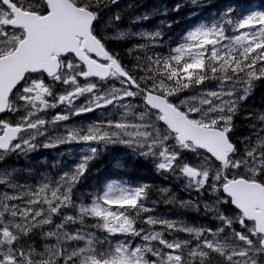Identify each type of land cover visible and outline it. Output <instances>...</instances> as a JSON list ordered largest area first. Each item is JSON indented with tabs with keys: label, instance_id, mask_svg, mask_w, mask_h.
Wrapping results in <instances>:
<instances>
[{
	"label": "snow or ice",
	"instance_id": "1",
	"mask_svg": "<svg viewBox=\"0 0 264 264\" xmlns=\"http://www.w3.org/2000/svg\"><path fill=\"white\" fill-rule=\"evenodd\" d=\"M126 11L121 0H0V161L81 145L57 154L55 176L0 169V264H264V112L244 117L248 135L237 123L264 84V10L226 5L177 40L160 27L120 31L138 43L118 50L101 26L117 28ZM88 113L91 123L67 124ZM120 146L183 180L189 198L164 187L153 200L144 181L81 193L92 163ZM161 203L210 220L169 218Z\"/></svg>",
	"mask_w": 264,
	"mask_h": 264
},
{
	"label": "trees",
	"instance_id": "2",
	"mask_svg": "<svg viewBox=\"0 0 264 264\" xmlns=\"http://www.w3.org/2000/svg\"><path fill=\"white\" fill-rule=\"evenodd\" d=\"M160 2L164 5H166L169 10L171 11V9H173L177 4H183L181 2V0H155L153 2V5H159ZM125 5V2H121V6ZM183 11H187V7L183 4V8H182ZM172 13H175L176 11H171ZM189 24H180V27L181 28H175L173 29L172 33H171V37L173 38V40H177L179 39L181 33H182V30H185L186 27H189L192 25L191 22H188ZM110 24L107 22V20H105L104 22V26H109ZM186 25V26H185ZM181 29V30H180ZM165 34L168 33V31H163ZM115 46L117 47L118 50H121V49H127L129 48L128 46V43L126 44V47H124L123 45H121L120 42H116ZM259 93V94H258ZM255 94V95H254ZM259 95V96H258ZM258 97V98H256ZM257 99V100H256ZM260 99V100H258ZM264 84H260V83H257L253 93H252V96H251V100H252V103H249V102H246L248 105H250V107L252 108H256V109H260V110H264L262 108H260L258 105H260V103L264 104ZM263 100V101H262ZM257 101L259 103H257ZM254 104V105H253ZM258 104V105H257ZM237 123L238 125L240 126L239 127V134L240 135H247L248 134V130H249V122L247 119H244V117L242 118H239L237 120ZM74 147H80L81 145H78V144H75L73 145ZM104 163V167H103V170H105L107 173H110L111 172V167H112V164H111V159L109 158L108 154L104 153L99 159L95 160L93 162V167L95 164L97 163ZM137 169H140V168H137ZM118 177L120 179H122L123 183L126 184V183H129V182H136V174L134 173H120L118 175ZM97 176L95 175L94 172H91V174L88 176L87 180L85 182L82 183V185L80 186V191L81 193H87L89 192L91 189L94 188V186H97L98 185V182L99 180H97ZM154 180L162 185V186H165V180L166 178L163 177V176H160V177H154ZM181 199H185L183 197H180ZM86 221H91L90 219L89 220H86Z\"/></svg>",
	"mask_w": 264,
	"mask_h": 264
},
{
	"label": "rangeland",
	"instance_id": "3",
	"mask_svg": "<svg viewBox=\"0 0 264 264\" xmlns=\"http://www.w3.org/2000/svg\"><path fill=\"white\" fill-rule=\"evenodd\" d=\"M264 100V99H263ZM262 100V101H263ZM51 134V133H50ZM124 154V151L123 150H120V156H119V158H117V160H120L121 159V157H122V155ZM13 163V165L14 164H17V163H19L18 162V160H16V159H13V160H10L8 163H7V165H10V164H12ZM56 171H57V169H55V172L54 173H56ZM54 173L53 174H50V175H53L54 176ZM170 180H171V178H167L166 180H165V186H168V187H171L170 186ZM30 183H34V181L32 180ZM108 183H113L112 181H110V182H108ZM172 189H174V190H179V189H181V185H179V186H176V188H174V187H171ZM169 194H162L161 196H160V200L161 199H164V198H167V196H168ZM184 198V197H183ZM186 198H189L188 196H186ZM178 209V208H177ZM186 212L187 211H184V210H182V209H178V214H179V216L180 217H182V218H184V219H186L187 220V222L188 223H190V224H194V223H192V221H194L196 224H198V223H200V222H198L196 219H195V217H189V216H187L186 215ZM97 235V234H96ZM181 235V237L182 238H184V234H180ZM100 239H103V235H97ZM37 243H42V241H37Z\"/></svg>",
	"mask_w": 264,
	"mask_h": 264
},
{
	"label": "bare ground",
	"instance_id": "4",
	"mask_svg": "<svg viewBox=\"0 0 264 264\" xmlns=\"http://www.w3.org/2000/svg\"><path fill=\"white\" fill-rule=\"evenodd\" d=\"M130 1L131 0H121V2H125V5H123L122 7H124V8H126L127 10H128V8H129V6H130ZM189 24V23H188ZM126 27L128 28L129 27V25L128 24H126ZM121 45H123L124 47H126V44H121ZM128 46H129V48H131V45L130 44H128ZM259 94V93H258ZM255 95V94H254ZM259 96V95H258ZM256 98H258V97H256ZM257 100V99H256ZM258 100H260V99H258ZM263 104V103H262ZM254 105V104H253ZM258 105V104H257ZM250 106V105H249ZM103 167H104V163L102 162V163H97V164H95L94 165V168H95V171L96 172H100V171H102V169H103ZM98 170V171H97ZM170 178V177H169ZM168 178V179H169ZM180 185H181V183H180ZM170 186L171 187H174V188H176V186H179V185H177L176 183H174L172 180H170ZM179 197H183V196H180L179 195ZM185 199H187L186 197H184ZM186 215L187 216H189V217H195V219L198 221V222H200V223H208L209 222V220H210V217H205V216H203L201 213H197V212H195V211H187L186 212ZM192 223H194V224H196L194 221H192Z\"/></svg>",
	"mask_w": 264,
	"mask_h": 264
}]
</instances>
